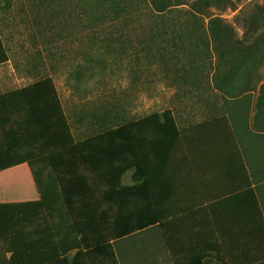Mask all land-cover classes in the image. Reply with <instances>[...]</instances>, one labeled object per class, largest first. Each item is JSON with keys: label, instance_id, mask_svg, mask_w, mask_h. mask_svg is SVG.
I'll return each instance as SVG.
<instances>
[{"label": "trees", "instance_id": "16d2710c", "mask_svg": "<svg viewBox=\"0 0 264 264\" xmlns=\"http://www.w3.org/2000/svg\"><path fill=\"white\" fill-rule=\"evenodd\" d=\"M75 1L78 21L87 20L91 27L85 62L74 74L76 90L86 79L107 72V54L119 57L128 53L138 66H147V72L156 65L158 80L171 85L180 86L178 80L186 85L198 79L199 76L192 73L200 68L199 65L191 61L192 67L185 68L181 50L153 47L155 41L166 39L169 31L186 29L187 33L200 35L215 53V90L233 99L258 93L255 121L264 127V0L262 4L244 6L233 21L223 18L221 13L238 10L242 0ZM137 30L148 31V36L145 32L137 36ZM9 61L10 55L0 32V67ZM171 61H174L172 68ZM138 71L134 72V85L139 84L144 75H139ZM180 71L182 74L176 75ZM148 79L146 83H150ZM116 93V90L104 91L90 103L87 109L94 119L92 126L101 131L97 137L80 144H75L74 126L54 79L45 78L0 96V173L47 157L80 240L74 254L63 247V257L48 264H120L115 243L152 227L161 230L173 264H202L211 253H216L210 250V238L203 239L205 250L202 251L197 238L171 235L170 230L180 228L182 223L169 219L173 207L167 202V177L159 181L164 186H152L149 172L154 166L161 170L180 165L192 170L204 166L232 168L235 174L231 179L232 187L223 188L222 193L247 200V212L255 218L253 229L256 230L236 240L242 245H264V216L230 118L219 116L181 130L169 109L133 119L127 109L131 105L123 106ZM93 142L95 146H102L93 156L96 163L114 170L119 181L124 174L134 171L133 185L124 186L111 176L109 189L94 188L88 191L93 196L88 204L73 205L57 163L62 160V149L71 146L82 150ZM204 148L210 154L207 161ZM79 152L71 155L84 159L89 155ZM221 239L225 247L227 240ZM216 254L222 262L229 257L225 251ZM248 255L256 259V264H264V251Z\"/></svg>", "mask_w": 264, "mask_h": 264}, {"label": "crops", "instance_id": "0c3cea01", "mask_svg": "<svg viewBox=\"0 0 264 264\" xmlns=\"http://www.w3.org/2000/svg\"><path fill=\"white\" fill-rule=\"evenodd\" d=\"M10 63L11 56L8 64ZM4 66L0 67V73L1 69H4ZM155 67L157 68L156 65ZM158 70L157 68V71H152L151 68L149 72L146 71L147 75L150 74V83L146 85L150 86L151 84L159 82ZM182 72H176V75H181ZM189 72L192 73V71ZM197 72L194 70L192 73L193 76H196L195 73ZM138 73L142 75L144 71L139 70ZM150 76L154 78L151 77L150 79ZM22 81L24 79L20 78L15 69L6 75L0 76V90L4 87L9 89L0 94V96L23 89L35 83L22 85ZM200 82L201 80L199 79H192L186 86L183 84V80H178L177 83L181 85H175V97L173 96L172 99L174 105L169 106L167 109L173 112L178 127L181 130L189 129L212 120L192 124V118L189 112L184 113L182 118L181 114L177 113L179 105L183 107V111L187 110L186 105L188 104L184 101L187 98L186 95H189V89L198 90L196 93H200L199 90L203 87H199ZM211 87L215 90L214 84ZM152 93L157 95L156 92L152 91ZM167 109L155 113H163ZM155 113H151L150 115ZM232 127L234 129L233 124ZM254 127L264 129L263 126L256 124L255 120ZM235 135L244 157L250 179L252 180V188L258 196L260 208L264 216V160L260 159L257 162L255 161V153L261 154V152L264 153V150L256 146V143L251 139H248L247 141L245 140L247 144L245 147L248 150L246 152L236 132ZM97 136V134L86 136L73 132L75 144L92 140ZM95 145L97 144L93 142L90 146H87L88 148H82V150H75V148L70 146V148L66 147V149L64 148L61 151L60 155L62 160L57 163L58 169L63 174V185L67 191L69 201L73 205L88 204L89 200L93 197L88 191L94 190V188L109 189L108 183L112 181L111 176H114L116 182L119 183L121 181L124 186L133 185L132 177L134 171H129L124 174L119 181L115 175L116 172H113L114 170L96 163L93 156L95 152L99 151L96 149H101L102 146ZM204 150L207 161L210 154L206 151L207 148H204ZM75 151L88 153L89 157L87 156L84 159L71 155ZM252 169L255 170L253 171ZM253 172L257 173V183ZM149 173L151 174L150 177L153 181V187L164 186L163 182L159 184V181L164 176L167 177V182H165V187L169 190L167 202L173 207L172 217L169 219L182 223L180 228L174 227L170 230L171 235L197 238L196 240L198 241L199 247H202V251L205 250V246H202L204 244L203 239L210 238L209 242L212 245L210 250H214L216 253H224L225 251V254L227 253L229 255L225 259V262H222L217 259L216 253H211L208 258L204 259L202 264L257 263L256 259L248 254L262 253L264 251V245H242V243L236 240L239 237H248L249 234L256 232L253 229V219L255 221V218L247 212L248 202L242 196L234 194L228 196L222 193L223 188L228 186L232 187L231 179L235 175L232 168L225 166V168L221 169L220 166H204L192 170L187 166L180 165L176 168L172 167L161 170L157 166H154ZM213 196L215 199H211ZM0 205V221L2 222V227L0 224L1 263L48 264L63 257V247L70 254H74L78 250L80 240L74 228V223L68 211L61 187L47 157H42L31 163L0 173ZM86 215L84 218H86ZM259 224L260 222H258V226H260ZM154 229H157L156 234L162 237V232L157 227H152L144 232H150ZM136 235H139V233L132 236ZM262 235H264V230H262ZM221 238L227 240L225 247L223 246ZM211 239L214 240V243H212ZM119 242L124 241L121 240ZM117 243H115V251L120 256V252L116 246ZM133 252V250L130 251L132 258L138 263V258L133 256ZM166 252L167 255L165 261H163L164 264H173L167 248ZM119 261L120 264H124L121 256Z\"/></svg>", "mask_w": 264, "mask_h": 264}, {"label": "rangeland", "instance_id": "374dc122", "mask_svg": "<svg viewBox=\"0 0 264 264\" xmlns=\"http://www.w3.org/2000/svg\"><path fill=\"white\" fill-rule=\"evenodd\" d=\"M257 3L262 4L263 0H242L238 10H228L221 15L228 21H233L244 6ZM76 7L75 0H49L48 3L42 0H0V32L11 56V63L1 69L0 76L15 69L20 78L24 79L22 85L45 78L54 79L75 132L86 136L96 135L101 131L92 126L94 119L89 115L91 112L88 107L104 91L116 90L118 101L123 106L131 105L127 109H130L133 119L162 112L174 105L172 99L175 85L165 80L146 85L149 84L146 83L150 75L146 73L148 67L138 66L128 53L119 57L107 54V72L100 76L94 75L97 76L94 79H86L79 90L75 89L74 74L85 62L84 54L88 52L91 35L88 21H78ZM143 32L148 31L137 30V36H141ZM188 33L186 29L171 30L166 39L155 41L153 45L170 50L175 47V50L182 51L185 68L192 67L191 61L200 67L195 70L198 71L195 74L201 80L199 87H203L199 90L200 93H196L198 90L189 89V95H186L184 101L188 104L187 110L183 111V107L179 105L177 113L182 118L184 113L189 112L192 124L227 116L246 152L248 150L245 140L248 139L264 150V129L254 127L258 93L233 99L214 90L211 86L214 84L215 53L206 40H201L200 35ZM173 66L174 61H171V68ZM154 67H150V70L152 68V71H157ZM138 70H144V75L135 86L134 72ZM262 72L264 76V70ZM151 77L153 76L150 79ZM8 90L4 87L0 94ZM260 159L264 160V153L256 152L255 161ZM253 173L257 183V173ZM0 224L2 227L1 221ZM156 230L142 232L117 243L124 264H164L167 252L164 241L156 234ZM131 250L134 251L133 256L138 258V263L132 258ZM120 256L118 255L119 259Z\"/></svg>", "mask_w": 264, "mask_h": 264}]
</instances>
